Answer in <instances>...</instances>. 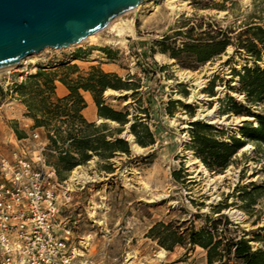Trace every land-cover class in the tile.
Instances as JSON below:
<instances>
[{"label": "rangeland", "instance_id": "rangeland-1", "mask_svg": "<svg viewBox=\"0 0 264 264\" xmlns=\"http://www.w3.org/2000/svg\"><path fill=\"white\" fill-rule=\"evenodd\" d=\"M175 5L184 10L176 20L165 4H143L119 23L129 31L121 40L105 32L95 44L47 50L23 62L19 70L0 76V157L12 159L17 154L48 170L57 164L58 152L47 140L46 131L34 128L16 88L41 69L62 77L64 70L75 67L79 74L74 79L100 68L123 82L131 79L129 83L140 89L137 98L132 97L133 92L108 91L104 95L108 108L130 114V125L115 136L128 144L130 156L117 154L109 162L93 156L65 178L64 187L73 192L75 201L69 224L76 240L89 246L92 264H208L207 252L198 247L187 243L173 246L167 241L166 247H172L169 252L151 240L150 231L160 224L172 225L179 234L209 230L223 246L245 241L253 252H264V146L247 143L222 175L211 174L190 151L194 123L213 122L209 126L238 139L244 126L258 127L255 117L264 116V107L249 106L235 78L244 68H254V63L233 47L209 64L194 67L195 71L183 69V65L187 68V55H182V65L171 59L174 51L184 50L187 44H204L221 31L237 45L236 38L245 27L264 28V0H176ZM158 43L166 44L167 54ZM79 53L81 58L75 60ZM259 67L264 70V64ZM55 87L58 98L68 96L59 82ZM81 95L88 123L106 126L111 132L120 130L119 125L98 118L90 94ZM89 98L94 112L86 114L91 107ZM229 100L249 109L252 117L225 113L233 106ZM143 112L148 113L146 125L155 141L148 149L137 146L129 130L134 117L144 118ZM55 127L62 126L51 129L54 140ZM33 134L39 135L40 142ZM128 137L140 151L132 150ZM75 172L92 182L70 185ZM222 264L241 263L232 257Z\"/></svg>", "mask_w": 264, "mask_h": 264}, {"label": "trees", "instance_id": "trees-1", "mask_svg": "<svg viewBox=\"0 0 264 264\" xmlns=\"http://www.w3.org/2000/svg\"><path fill=\"white\" fill-rule=\"evenodd\" d=\"M236 41L238 44H233L229 35L221 31L216 38H210L204 44L201 41L187 44L184 50L174 51L171 59L182 65V55H187V68L183 65V69L195 71L194 67L207 65L216 57L225 55L228 48H235L239 54L244 53L249 61L254 63V68L246 67L242 73L235 74V78L239 80L240 94L246 97L249 106L264 107V70L259 67V64H264V28L249 25L238 34ZM165 45L157 44L163 54H167ZM80 58L79 53L74 59ZM77 74L79 72L75 67L64 70L62 77L58 73H48L41 69L22 86L16 88V93L27 108L28 117L34 123V128L45 130L47 140L58 152L57 164L52 170L60 183H64L66 176L78 167L86 166L93 156L102 162L113 160L117 154L130 156L128 144L115 139V136H120L123 129L130 125L128 120L130 114L117 113L108 108L104 95L108 91L120 94L133 92L132 97L137 98L136 92L140 89L129 83L131 79L127 83L123 82L115 75L104 73L100 68H91L88 74L74 79ZM57 82L68 91L67 97L63 99L57 97L55 87ZM81 92L92 96L100 120L115 123L119 125L120 130L111 132L106 126L97 127L88 123L83 117L87 105ZM229 102L233 106L225 113L240 118L252 117L249 109L234 104L232 100ZM141 115L143 119L133 118L134 123L129 130L137 146L142 149L152 148L155 146L154 137L146 125L150 121L149 116L147 112ZM255 119L258 127L244 126L240 130L241 139L229 138L224 131L207 124L194 123L191 126L190 151L211 174L222 175L233 165L234 158L247 143L264 146V116ZM54 125L66 127V130L55 127V140L50 137ZM58 145L62 148L58 149ZM107 171L113 173L112 169ZM214 233L203 229L199 232L179 234L174 232L172 225L160 224L150 231L149 237L159 242V246L169 252L172 251V247H166L164 243L167 241L173 246H184V243H187L193 248L198 247L207 252L208 264H222L224 260L232 257L241 264H264V252H253L245 241H231L223 246L221 241L215 240Z\"/></svg>", "mask_w": 264, "mask_h": 264}, {"label": "built area", "instance_id": "built-area-1", "mask_svg": "<svg viewBox=\"0 0 264 264\" xmlns=\"http://www.w3.org/2000/svg\"><path fill=\"white\" fill-rule=\"evenodd\" d=\"M64 185L52 169L0 157V264H92L69 224L75 201Z\"/></svg>", "mask_w": 264, "mask_h": 264}, {"label": "water", "instance_id": "water-1", "mask_svg": "<svg viewBox=\"0 0 264 264\" xmlns=\"http://www.w3.org/2000/svg\"><path fill=\"white\" fill-rule=\"evenodd\" d=\"M151 0H0V73L77 47Z\"/></svg>", "mask_w": 264, "mask_h": 264}, {"label": "bare ground", "instance_id": "bare-ground-1", "mask_svg": "<svg viewBox=\"0 0 264 264\" xmlns=\"http://www.w3.org/2000/svg\"><path fill=\"white\" fill-rule=\"evenodd\" d=\"M175 3H176V0H151L149 2L144 3V6L153 4L157 7H159L161 4H165L168 11L170 12L171 17H174V19L176 20L183 14L184 10H183V7L176 6ZM138 10H139V8L130 14H136L138 12ZM130 14H127V15L119 18L118 20L114 21L105 31L101 32L100 34H98L96 36L90 37L87 41H85L84 43H82L79 46L97 43L101 34H103L105 32H110L115 36L116 39L121 40V38H123L129 34L128 33L129 31H127L125 28H123L121 25H119V23L121 22V20L124 17H126ZM6 73H9V72H6ZM3 74H5V73H0V76ZM87 102L90 104L91 107H90L89 111H87L86 114L93 113L94 109L92 108V100L89 98V100ZM210 116H211V113L208 115V117H210ZM199 118L204 119V116L200 115ZM244 120L246 121V119H244ZM214 124L215 123H213V122H209V125H214ZM128 140L131 143V147H132L133 151H135V152L140 151V149L137 148L136 145L134 144V142H133L134 139L132 137H128ZM218 179L222 180V179H224V177H219ZM91 182H92V179L88 178L85 174L75 172L73 174V177L70 180V185H85V184L91 183ZM230 215L234 216L235 213H232Z\"/></svg>", "mask_w": 264, "mask_h": 264}, {"label": "crops", "instance_id": "crops-1", "mask_svg": "<svg viewBox=\"0 0 264 264\" xmlns=\"http://www.w3.org/2000/svg\"><path fill=\"white\" fill-rule=\"evenodd\" d=\"M64 95V94H63Z\"/></svg>", "mask_w": 264, "mask_h": 264}]
</instances>
